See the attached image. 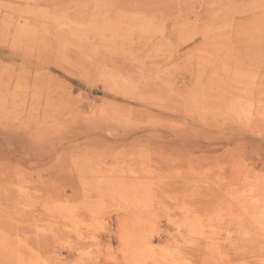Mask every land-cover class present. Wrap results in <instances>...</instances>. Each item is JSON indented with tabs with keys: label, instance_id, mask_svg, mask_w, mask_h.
<instances>
[{
	"label": "rangeland",
	"instance_id": "374dc122",
	"mask_svg": "<svg viewBox=\"0 0 264 264\" xmlns=\"http://www.w3.org/2000/svg\"><path fill=\"white\" fill-rule=\"evenodd\" d=\"M0 264H264V0H0Z\"/></svg>",
	"mask_w": 264,
	"mask_h": 264
},
{
	"label": "bare ground",
	"instance_id": "6f19581e",
	"mask_svg": "<svg viewBox=\"0 0 264 264\" xmlns=\"http://www.w3.org/2000/svg\"><path fill=\"white\" fill-rule=\"evenodd\" d=\"M25 61V60H24Z\"/></svg>",
	"mask_w": 264,
	"mask_h": 264
}]
</instances>
